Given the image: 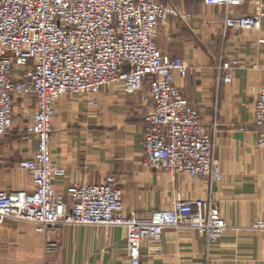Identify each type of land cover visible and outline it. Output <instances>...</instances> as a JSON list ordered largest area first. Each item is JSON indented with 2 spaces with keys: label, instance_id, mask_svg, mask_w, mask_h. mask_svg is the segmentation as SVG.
<instances>
[{
  "label": "built area",
  "instance_id": "obj_1",
  "mask_svg": "<svg viewBox=\"0 0 264 264\" xmlns=\"http://www.w3.org/2000/svg\"><path fill=\"white\" fill-rule=\"evenodd\" d=\"M246 1L253 11L228 14L225 30H259L264 0H205L225 7ZM169 15L180 13L160 0H0V136L14 125L15 100L28 95L35 111L21 139L36 140L33 156L18 164L30 173L34 188L0 189V217L30 224L44 235L54 263L59 262L64 226L124 227L130 264H142L143 239H159L167 228L196 230L209 245L228 229L215 196L178 197L168 209L137 215L124 212L114 175L103 183L73 184L66 193L55 187V179L65 174L53 160L56 102L118 84L128 95L147 88L141 97L147 105L141 141L146 165L210 182L223 180L214 130L176 84L190 65L159 46V28ZM230 66L226 62L223 69ZM223 79L231 82L232 73ZM253 90L256 145L264 147V77ZM253 229H264V222Z\"/></svg>",
  "mask_w": 264,
  "mask_h": 264
},
{
  "label": "crops",
  "instance_id": "obj_2",
  "mask_svg": "<svg viewBox=\"0 0 264 264\" xmlns=\"http://www.w3.org/2000/svg\"><path fill=\"white\" fill-rule=\"evenodd\" d=\"M160 1L180 16L169 15L161 23L159 46L190 65L176 84L214 130L223 180L210 182L146 165L140 144L147 112L142 92L102 88L56 102L53 160L65 174L55 179V187L66 193L73 184L103 183L114 175L124 212L137 215L168 209L178 197L215 196L228 224L217 243L209 245L193 229L167 228L159 239H143L142 264H264V229H253L264 222V147L256 145L253 90L264 77V20L259 30L226 31L228 14L253 11L248 1L231 7L205 0ZM226 62L230 70L223 69ZM227 72L231 82L223 79ZM92 99H98V106ZM17 169L0 166V189L34 188L30 173ZM59 239L62 250L54 263L44 235L30 224L0 217V264H130L124 227L64 226Z\"/></svg>",
  "mask_w": 264,
  "mask_h": 264
},
{
  "label": "rangeland",
  "instance_id": "obj_3",
  "mask_svg": "<svg viewBox=\"0 0 264 264\" xmlns=\"http://www.w3.org/2000/svg\"><path fill=\"white\" fill-rule=\"evenodd\" d=\"M104 88H108V89L112 90L113 92L122 91L119 84L118 85H111V86L107 85ZM145 89L146 88L138 91L137 93L141 94V92H142V94H141V97H142V95L147 92V90H145ZM122 92L125 93L124 91H122ZM137 93H135V94H137ZM94 94H97V93H94ZM132 95H134V94H132ZM75 97H77V96H75ZM70 98H73V97H70ZM34 101L35 100L32 97H29L28 95H23V97H18V99L15 100V103H14V125L9 132L0 136V160H2V161H0V166H5L6 168H9V170L13 171L14 169H17L18 162L21 159L32 157L30 155V153L34 150V147L36 145V140L35 139L30 140V141L22 140L21 139V132L24 131V129H26L25 127L28 124H31L30 122L32 120L33 113L35 111ZM145 107L147 110L146 103H145ZM140 144H141V142H140ZM17 171L20 172L18 169H17ZM3 189H5V188H3ZM123 201H124V197H123Z\"/></svg>",
  "mask_w": 264,
  "mask_h": 264
}]
</instances>
